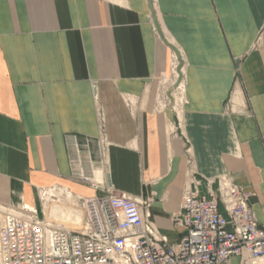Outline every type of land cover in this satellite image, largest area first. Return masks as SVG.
Listing matches in <instances>:
<instances>
[{"label": "crops", "instance_id": "1", "mask_svg": "<svg viewBox=\"0 0 264 264\" xmlns=\"http://www.w3.org/2000/svg\"><path fill=\"white\" fill-rule=\"evenodd\" d=\"M102 135L108 183L153 196L170 243L188 146L202 176L252 192L264 223V0H0V205L93 196L72 144L93 138L81 157L98 160Z\"/></svg>", "mask_w": 264, "mask_h": 264}, {"label": "built area", "instance_id": "2", "mask_svg": "<svg viewBox=\"0 0 264 264\" xmlns=\"http://www.w3.org/2000/svg\"><path fill=\"white\" fill-rule=\"evenodd\" d=\"M93 140L72 144L73 175L96 192L66 194L70 205L84 210L82 228L59 226L33 205H0V264H232L236 255L243 264H264V223L253 212L252 192L231 172L202 176L188 146V182L181 211L172 217L181 235L170 243L150 218L153 196L141 200L108 183L103 135L100 159H82ZM204 181L208 194L200 188Z\"/></svg>", "mask_w": 264, "mask_h": 264}, {"label": "rangeland", "instance_id": "3", "mask_svg": "<svg viewBox=\"0 0 264 264\" xmlns=\"http://www.w3.org/2000/svg\"><path fill=\"white\" fill-rule=\"evenodd\" d=\"M181 68V67H180ZM181 79V77H179ZM173 79V78H172ZM179 79V84L181 83V80ZM174 80V79H173ZM169 83H172V80L169 81ZM177 85V82H176ZM49 193V194H48ZM52 191H46L44 194H40L39 196V204L40 206L38 209L41 212H44L45 217L47 220L54 222L57 225L64 226L66 228H74V229H80L82 228V223H79L78 221L70 220L68 216L66 217L67 213H69L70 210L78 211L80 214L83 215L84 219V210L76 205H66V204H58L56 203L52 197L54 194H52ZM66 217V218H64Z\"/></svg>", "mask_w": 264, "mask_h": 264}]
</instances>
